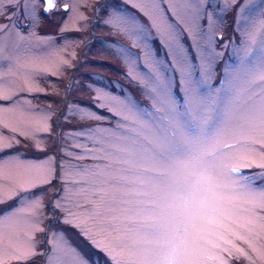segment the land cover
<instances>
[{"label": "snow or ice", "instance_id": "obj_1", "mask_svg": "<svg viewBox=\"0 0 264 264\" xmlns=\"http://www.w3.org/2000/svg\"><path fill=\"white\" fill-rule=\"evenodd\" d=\"M124 2L143 15L150 27L111 0H96L93 10L104 26L140 50L138 55L118 42L107 45L126 66L125 78L139 84L151 107L88 85L95 93L96 108H107L117 118L116 128L63 133L64 139L82 137L94 147L74 139L73 147L82 152L66 148L61 152L73 160L104 163L81 167L61 160L57 169L52 155L40 160L0 157V205L18 198L10 209L0 212V264L9 260L28 264L38 256L42 264H101L63 235L37 239L38 233L45 232L41 226L44 204L30 193L53 180L64 186L62 195L51 197L53 216L56 210L63 213L62 223L79 229L103 255L104 264H230L235 254L251 261L243 245L264 259V249H257L252 240L257 229L264 235V0H222V7L215 0ZM40 4L44 13L57 9V0H0V21L11 22H0V33L15 32L23 41L16 21L23 15L35 24ZM6 6L13 10L11 14ZM68 7L65 3L64 10ZM217 7L220 14L214 19ZM73 11L79 19H87ZM228 12H234L232 26L241 37L239 42L224 40ZM205 19L207 28L201 25ZM153 31L167 50L170 64L156 56ZM185 32L195 61L182 43ZM226 52L228 60L220 64ZM44 59L6 55L0 42V62H8L7 72L0 69V101L12 102L0 106V130L15 134L0 131V152L19 145L21 136L36 140L37 150L44 151L37 133L51 132L48 115L37 119L24 107L30 101L14 100L24 90L42 91L34 84V72L48 71L38 67ZM55 68L49 74H58L59 65ZM6 75L20 78L23 88L11 82L6 85ZM177 77L179 97L174 92ZM67 111L66 121L77 116L82 121L107 119L72 104ZM8 113H19L20 123L34 121L33 130L8 120ZM72 205L77 211L71 210ZM42 243L49 247L39 250Z\"/></svg>", "mask_w": 264, "mask_h": 264}, {"label": "rangeland", "instance_id": "obj_2", "mask_svg": "<svg viewBox=\"0 0 264 264\" xmlns=\"http://www.w3.org/2000/svg\"><path fill=\"white\" fill-rule=\"evenodd\" d=\"M111 2L116 4L117 7L135 14L140 18L142 23L150 27L148 20L133 8L131 4L125 3L124 0H111ZM215 2L222 7V0H215ZM65 3L69 6L68 11L64 10ZM95 5L96 0H87V4L83 0H57V9L49 13H44L43 4H40L36 8L38 19L35 24L25 20L23 15L16 21L19 25L17 28L20 30L21 35L25 37L23 41L19 40L15 32L0 33V42L5 46L6 55L9 53H19L20 55L31 54L45 58L43 63L38 67L47 68L48 71L34 72V84L42 91L28 92L24 90L19 92L14 97V100L30 101V105H24V107L30 108L31 115L37 119L47 114L49 117L48 122L51 126L50 133H37V137L44 151L37 150L35 147L36 140L25 139L21 136L18 137L21 143L15 146L23 150H29L32 155L23 156L20 152H12L9 154L0 152V157L4 160L10 159L15 155H19L22 160H40L52 155L57 161V169H59V162L61 160L69 161L72 165H79L81 167H92L95 164L104 163V161L93 160L91 158L73 160L70 157L64 156L61 152L62 148H66L68 151L81 153V149L73 147L74 139L75 142L86 144L88 147H94L93 144L82 137L64 139L63 133L75 132L77 130L86 131L95 127L116 128L117 118L112 116L107 108H96L93 102L95 93L89 89L88 85L103 87L121 98L125 96L133 97L138 104L148 108L151 107L150 100L142 94L139 84L135 81L129 82V79L125 78L127 74L126 66L108 50L107 45L110 42H118L130 48L138 55L140 54V50L131 48L130 41L120 35L114 34L108 27L104 26L102 19L93 10ZM22 7L21 5V10ZM163 7L167 8V4H164ZM206 8L208 11H212L210 5H206ZM73 9L82 12L87 19H79L77 12H74ZM6 11L8 14H11L13 10L6 6ZM219 14L220 8L217 7L214 12V19H218ZM168 15L169 19H171V14L169 13ZM224 18L227 21V26H222L224 40L227 41L230 38H234L236 42H239L241 39L240 35L233 32L234 12H228ZM7 23L11 24V22ZM201 25L207 28L206 19L201 21ZM54 26L55 33L52 30H48L49 27L53 28ZM177 27L181 26L177 25ZM38 29H41V34L38 33ZM181 31L183 32L182 27ZM31 32H35V36L31 35ZM152 36V46L155 49L156 56L165 59L170 64L171 59L167 55V50L160 44L159 38H157L154 31L152 32ZM182 43L188 49L189 53H191L192 60L195 61V53L192 52V44L186 32L182 36ZM17 44H19V48H16ZM216 47L219 49V44ZM61 60H67L69 63L67 65L60 64ZM227 60L228 53L226 52L224 60L220 64H223ZM220 64L217 67H220ZM55 65H59L58 74H49V71H56ZM141 67H143V63H141ZM7 68V61L0 62V69L7 72ZM101 77L103 78L102 80L100 79ZM9 82H11L13 87L23 88V82L17 76L6 75L5 84L7 85ZM213 83L216 82L214 81ZM174 92L179 97L178 77ZM11 103V101H0V106H11ZM69 104L91 109L107 119L103 122L96 120L82 121L77 116L69 117L66 121L64 117L68 115L67 106ZM6 118L13 123H17L19 127L29 132L33 130L34 121L25 120L23 123H20L21 117L19 113H8L6 114ZM0 131L6 136L15 135L14 133H10L6 128ZM15 146L12 147V151L17 149ZM252 171L257 170L252 169ZM57 175H59V171H57ZM63 187L59 180H53L51 185H45L31 190L30 194L39 196L44 204V219L41 226L45 228V232L38 233L37 239L44 238L46 240L53 233L63 235L71 245L86 257L93 261L99 258L101 264H104L103 255L92 247L79 229L70 224L62 223L63 213L56 210L55 216H53L54 210L51 206V197L53 195H62ZM52 188L60 189L61 191L54 193L49 190ZM17 199L15 198L4 205H0V212L10 209L12 205L16 204ZM77 199L81 198L78 197ZM71 210L77 211L74 205H72ZM252 240L257 249H264V235L259 233V229H257V235L253 236ZM48 247L47 243L38 245L39 250H45ZM243 247L248 252V255L251 256V261L243 256H239V254H235L231 258L230 264H253V262L254 264H264V259H261L259 255L253 253L247 245H243ZM237 256L239 258H236ZM42 259V257L38 256L34 260L29 261L28 264H42ZM6 264H18V262L9 260L6 261Z\"/></svg>", "mask_w": 264, "mask_h": 264}, {"label": "water", "instance_id": "obj_3", "mask_svg": "<svg viewBox=\"0 0 264 264\" xmlns=\"http://www.w3.org/2000/svg\"><path fill=\"white\" fill-rule=\"evenodd\" d=\"M43 8H44V5H43Z\"/></svg>", "mask_w": 264, "mask_h": 264}]
</instances>
